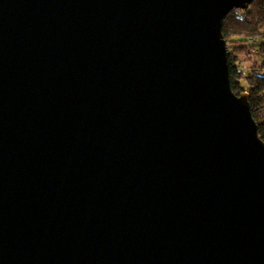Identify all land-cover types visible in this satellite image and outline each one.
Instances as JSON below:
<instances>
[{
    "label": "water",
    "instance_id": "95a60500",
    "mask_svg": "<svg viewBox=\"0 0 264 264\" xmlns=\"http://www.w3.org/2000/svg\"><path fill=\"white\" fill-rule=\"evenodd\" d=\"M253 2L0 0V264H264Z\"/></svg>",
    "mask_w": 264,
    "mask_h": 264
},
{
    "label": "trees",
    "instance_id": "16d2710c",
    "mask_svg": "<svg viewBox=\"0 0 264 264\" xmlns=\"http://www.w3.org/2000/svg\"><path fill=\"white\" fill-rule=\"evenodd\" d=\"M232 91L248 94L251 112L264 142V0L248 10H233L223 21Z\"/></svg>",
    "mask_w": 264,
    "mask_h": 264
}]
</instances>
